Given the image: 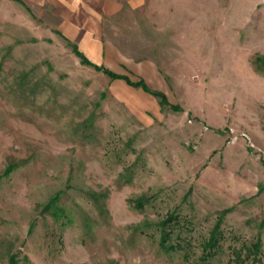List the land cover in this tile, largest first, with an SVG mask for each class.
<instances>
[{
	"label": "rangeland",
	"instance_id": "obj_1",
	"mask_svg": "<svg viewBox=\"0 0 264 264\" xmlns=\"http://www.w3.org/2000/svg\"><path fill=\"white\" fill-rule=\"evenodd\" d=\"M39 22L0 0V264H264V0L124 6L112 77Z\"/></svg>",
	"mask_w": 264,
	"mask_h": 264
},
{
	"label": "crops",
	"instance_id": "obj_2",
	"mask_svg": "<svg viewBox=\"0 0 264 264\" xmlns=\"http://www.w3.org/2000/svg\"><path fill=\"white\" fill-rule=\"evenodd\" d=\"M33 12L43 28L58 34L77 50L95 49L101 44L102 20L124 6L135 8L142 0H9ZM257 1V0H256Z\"/></svg>",
	"mask_w": 264,
	"mask_h": 264
},
{
	"label": "trees",
	"instance_id": "obj_3",
	"mask_svg": "<svg viewBox=\"0 0 264 264\" xmlns=\"http://www.w3.org/2000/svg\"><path fill=\"white\" fill-rule=\"evenodd\" d=\"M73 50H74V53L75 55L80 59V62L81 64H84V65H91V66H94L95 69L99 70L100 72H102L104 75L108 76V77H112L113 74L108 71L107 69H104L103 67H100V66H97V65H94L92 64L81 52H79L74 46H73ZM126 80V82H128V84H131L132 86H135V87H141L145 92L149 93L150 95L152 96H155L157 98H159L160 100H162L164 98V95L161 93V92H157V91H152L151 89H149L146 84L142 81H138V82H132L126 78H124ZM177 111V110H175ZM55 199L52 200L47 206L46 208H51L52 206H54L55 204ZM53 217L54 218H58L60 215H58V213L56 212H53L52 213ZM217 233V229H215L212 234L210 235V238L207 240V242L204 244V249H212L214 248L215 246H217V248H219V242H220V239H219V236L217 237L216 235ZM252 250H253V254L255 255L254 256V259H253V262L251 264H260V259H259V250H260V242L258 241L255 245L252 246ZM10 263H12L10 261Z\"/></svg>",
	"mask_w": 264,
	"mask_h": 264
}]
</instances>
